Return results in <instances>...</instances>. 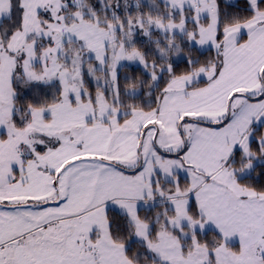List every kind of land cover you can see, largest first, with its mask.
I'll return each mask as SVG.
<instances>
[{"label": "snow or ice", "instance_id": "1", "mask_svg": "<svg viewBox=\"0 0 264 264\" xmlns=\"http://www.w3.org/2000/svg\"><path fill=\"white\" fill-rule=\"evenodd\" d=\"M0 264H264V0H0Z\"/></svg>", "mask_w": 264, "mask_h": 264}]
</instances>
